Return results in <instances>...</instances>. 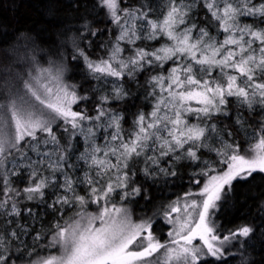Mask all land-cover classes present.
<instances>
[{
  "label": "snow or ice",
  "instance_id": "6c2138e0",
  "mask_svg": "<svg viewBox=\"0 0 264 264\" xmlns=\"http://www.w3.org/2000/svg\"><path fill=\"white\" fill-rule=\"evenodd\" d=\"M79 6V0H76V7ZM197 6L205 9L216 22L224 34L222 39L212 36L207 25L199 26L194 14ZM90 7L97 16L103 14L107 18L96 23L115 25L119 29L116 43L111 45L106 59L89 60L84 50L77 46L79 56L87 62L94 79L111 77L122 81L127 78L138 83V76L145 71L164 70L168 61H172L173 66L150 75L147 81L153 88L150 95H156L155 90L159 88V98L150 113L136 116L134 129L128 136L121 127L125 118L103 106L110 99L124 100L131 96L123 84L114 87L112 96H101L96 115L90 116L73 110V105L88 97L78 95L75 86L60 85L64 71L62 65L54 76L55 87L51 79L44 82L50 75L49 69L28 73L27 78L9 73V78L0 84L4 91L2 99L6 101L0 104V112L5 117L0 123V156L11 155L9 150L18 153L21 161L18 168L30 169V183L21 192L11 186L8 175L0 176L3 184L0 195L4 197L0 199V214L9 218L6 220L9 226L14 225L16 222L10 218L20 217L22 211L18 207V198L44 203L45 190L50 187L62 190L54 193L55 200L47 204L53 211L58 210L57 205L78 203L83 206L86 200L77 194V186L84 184L91 202L100 204L104 201L105 206L98 215L88 218L86 226L80 221L68 226L54 225L56 231L52 245H60L63 254L50 255L40 264H151L149 258L161 249L166 251L165 264L170 261L212 264V259L208 258L223 260V264H227L225 245L239 241L244 246L256 229L244 225L228 230V234L221 237L218 234L220 226L213 217L235 199L238 185L250 184L256 180L257 174L264 179V121L245 150L231 131L227 132L228 139H225L224 130L217 127L213 118L230 115L228 105L233 97L241 107L251 110L259 106L264 111V27L241 22L242 17H250L264 24V0L259 3L254 0H199V5L197 0H169L167 11L155 20L150 17V5L146 9L144 6L129 8L124 5V0H92ZM81 23L82 27L75 30L82 33L81 39L100 34L99 28L94 30L89 16L86 15ZM163 37L170 43L153 51L137 47L127 58L122 55L125 49L120 47L121 42L135 45L136 40ZM73 44L76 45L75 40ZM76 58L72 57L73 60ZM213 69H219L218 76H214ZM192 114L196 123L187 119ZM56 118L63 121V131L69 134L67 147L61 145L53 128ZM85 121L101 122L94 127H104L103 122L107 121L106 127L112 131L110 141L103 147L88 142L86 138L88 146L77 158L87 168L81 179L74 175L77 166L70 162L71 137L78 130L83 132ZM242 122L241 114L236 123L240 125ZM38 133L45 135L39 136ZM88 133L94 135L92 127ZM41 145L45 146L43 150ZM49 145L53 147H47ZM22 149L35 153L37 159H32L28 151ZM202 149L215 153L223 167L217 170L204 162L199 174L206 182L198 193L185 194V198L199 196L202 199L186 202L183 209L174 202L166 213L167 222L174 224L173 231L168 233L174 237L169 242L171 246L162 244L153 235L150 221L132 223L124 208L115 204L107 206L118 190L121 200L141 195L140 186L130 187L136 175L134 165L141 158L145 163L142 171L147 179L176 177L175 169L182 161L196 163L199 167ZM45 171L51 178L45 175ZM19 174L18 170L11 172L13 176ZM61 178L62 182L57 185ZM181 211L183 216L173 218L172 213ZM260 211L264 212V205ZM26 212L28 216L33 215L31 208ZM96 220L101 222L99 227L94 226ZM19 235V230L10 233L11 238L18 239ZM7 236L5 230L0 240ZM36 239H40L39 234ZM197 240L200 243L194 244ZM10 259L0 252V264H9Z\"/></svg>",
  "mask_w": 264,
  "mask_h": 264
},
{
  "label": "trees",
  "instance_id": "16d2710c",
  "mask_svg": "<svg viewBox=\"0 0 264 264\" xmlns=\"http://www.w3.org/2000/svg\"><path fill=\"white\" fill-rule=\"evenodd\" d=\"M166 1L169 3V0ZM91 2L92 0H79L80 6L77 8L76 0H0V84L9 78V73L22 74L23 78H27L28 73L46 68L52 71L62 65L64 68L62 79L65 85L75 86L78 95L88 97L87 100H81L73 105V110L85 112L90 116L96 115L101 96H112L114 87L123 84L131 96L124 100L110 99L109 103L103 106L110 107L125 118L121 122V127L124 135L128 136L134 129L136 116L139 113H150L159 98V88L155 90L156 95H150L153 91L152 86L147 82L150 75L166 71L173 66V62L168 61L164 70L157 68L153 72H143L138 76V83L129 81L127 78L122 81H116L111 77L94 79L86 66L87 62L79 56L77 46L84 50L89 60L106 59L111 45L116 43L115 37L119 29L115 25L96 23V21H105L107 18L103 14L97 16L90 7ZM254 2L259 3V0H254ZM86 4L89 7H85ZM124 5L129 8L144 6L145 9L150 5L152 9L150 17L154 20L161 18L162 14L167 11V9L163 12L159 11L164 7L163 0H124ZM197 5H199V0H197ZM194 14L200 27L207 25L212 36L217 39L223 38L224 34L219 31L216 22L205 9L197 6ZM86 15L93 20L94 30L96 28L101 30L97 37L81 39L82 33L75 31L82 27L81 21ZM241 22L264 27V24L250 17H242ZM73 40L76 41V45L73 44ZM167 43L170 42L163 37L158 40H136L135 45L121 42L120 47L125 49L122 55L127 58L137 47L153 51ZM73 56L77 58L73 60ZM212 71L214 76L219 75V69ZM20 87L23 88L22 83ZM3 95L4 91L0 89V99ZM230 101L228 105L230 115L227 117L217 115L213 118V122L219 129L224 130L225 139H228L227 132L231 131L235 140L246 150L253 142V135L261 121H264V111H261L259 106H254L251 110L241 107L234 97L230 98ZM2 103L6 101L2 99ZM0 113L4 117L3 113ZM241 114L243 122L238 125L236 118ZM187 119L190 123L197 122L194 114L189 115ZM100 123L87 122L82 133L78 130L77 134L71 137L73 150L70 162L77 166L74 175L78 178L82 179L83 165L77 158L88 146L86 138L88 142L99 143L105 134V126L94 127ZM64 127L63 121L59 118L53 122V128L61 145L67 147L70 137L63 131ZM90 127L93 128L94 135L88 133ZM38 135L44 136L45 134L38 133ZM22 150L28 151L29 156L32 157L33 152L28 149ZM9 151L11 155L5 153L0 156V176L8 175L11 186L22 192L23 188L30 183L28 176L30 169L18 168L21 163L19 154L14 150ZM201 152L199 167L196 163L182 161L175 169L176 177L160 176L155 180L144 176L142 170L145 163L141 158L140 162L134 165L133 170L136 175L132 178L134 183L130 185V187L140 186L141 195L121 200L118 190L117 193H113L108 205L115 204L124 207L129 211L132 219L150 221L153 225V235L160 242H165L169 230L166 213L170 211L172 204L178 203L186 193H197L203 186L205 177L199 173L204 167V162L213 165L217 170L223 167L219 163L220 158L215 153H209L203 149ZM10 163L13 164V169L20 172L19 175H11L14 170L9 166ZM45 175L50 178V173L47 171ZM197 180L201 183L197 184ZM2 188L3 184L0 182V189ZM77 194L85 197V205L80 206L78 203L57 205V211L47 207V204L55 200L51 187L45 190L44 203L18 198L20 199L18 207L22 210L21 216L10 218L16 222L12 226L6 223L9 218L0 214V236H4L5 230L8 234L7 238L0 240V250L5 256L11 257L9 264L38 263L50 254L56 253V247L52 245L53 234L56 231L54 225L66 226L80 217L94 216L98 209L105 205L104 201L100 204L91 202L92 198L88 194L87 185H78ZM0 199L4 197L0 195ZM262 205H264V179L257 174L256 180L250 184L238 185L235 199L229 201L223 211L215 213L213 219L220 226L218 234L221 237L227 235L228 230L244 225H250L256 229L252 238L244 246H241L239 241H233V246L227 249L228 255L224 257L227 264H264V212L260 211ZM28 208L33 210L32 216L27 215L26 209ZM17 226H20L19 229ZM13 230L20 231L18 239L11 238L10 233ZM37 234L40 236L39 240L36 239ZM212 264H223V260L212 259Z\"/></svg>",
  "mask_w": 264,
  "mask_h": 264
},
{
  "label": "rangeland",
  "instance_id": "374dc122",
  "mask_svg": "<svg viewBox=\"0 0 264 264\" xmlns=\"http://www.w3.org/2000/svg\"><path fill=\"white\" fill-rule=\"evenodd\" d=\"M164 1V7H163V9L162 10H159L160 12H163V11H165L166 9H167V1L166 0H163ZM165 2H167L166 4H165ZM140 23V22H139ZM47 69V68H46ZM56 71H57V69H54V70H52V71H50V75H48L47 76V78L45 79V81L44 82H47V80L48 79H51L52 80V83H53V87H55L56 86V81L54 80V76H55V74H56ZM36 72H38V71H35L34 73H36ZM59 83H60V85L61 86H64L65 85V82H64V79H62V75H61V77H60V81H59ZM2 103V99H0V104ZM192 104H193V106H196L195 105V103L194 102H192ZM73 107V106H72ZM2 118H4L2 115H1V113H0V123H2L3 121H4V119H2ZM56 119H58V118H56ZM55 119V120H56ZM55 120L53 121V122H55ZM93 122H95V121H93ZM96 122H98V121H96ZM86 123H87V121H85V122H83V128H85V126H86ZM103 124H104V130H105V134H104V136H103V138H102V140L99 142V143H97L96 141L95 142H93V143H95L96 145L98 144L99 146H101V147H103L106 143H108L109 141H110V133H111V129H107V127H106V125H107V121H104L103 122ZM47 147H49V148H51V147H53L52 145H49V146H47ZM45 148V146L44 145H41V149L43 150ZM149 155H152V153L151 152H149L148 153ZM32 159H37V157H36V155H35V153H33V155H32ZM82 162V165H83V167L81 168L82 170H83V172H82V178H83V175H84V172L87 170V168H86V166H85V164H84V162L83 161H81ZM113 162H115V159L113 158ZM9 166L13 169V164L12 163H10L9 164ZM13 170H15V169H13ZM51 178V177H50ZM62 182V178H61V180H58L57 181V185L59 184V183H61ZM206 182V181H205ZM203 187V186H202ZM201 187V188H202ZM201 188L197 191V193L201 190ZM62 190L61 189H59L58 187L57 188H52V194H53V196L55 197V194L54 193H58V192H61ZM56 198V197H55ZM192 199H197V200H200V199H202L201 197H199V196H193V197H187V198H183V199H181L177 204L183 209V205L186 203V202H188V203H190L191 202V200ZM105 205H103L102 207H100L99 209H98V211H97V213L94 215V216H96V215H98L99 214V212L102 210V208L104 207ZM117 207H121L120 205H116ZM108 207H111V205L109 206L108 205ZM122 208H124V207H122ZM125 209V208H124ZM126 210V216H127V218L132 222V223H141V222H144V221H142V220H135V219H132V217H131V214L129 213V211L127 210V209H125ZM172 216H173V218H176L177 216H183V211H181V213H172ZM89 217H92V216H90V215H87L86 217H80V218H78L77 220H75V221H72L70 224H68V225H74L75 224V222L76 221H80V223H81V225L82 226H86L87 225V223H88V218ZM121 218H123V216L121 217ZM68 225H66V226H68ZM101 225V222L99 221V220H96L95 222H94V226L95 227H99ZM168 225H169V230H168V233L170 232V231H173V229H174V224H172V223H168ZM147 233H144V235H146ZM26 238V235H25V237H24V239ZM174 237H170L168 234H167V238H166V241L165 242H161L162 244H165L166 246H171L170 245V240L171 239H173ZM200 242L197 240V241H194V244H199ZM233 241L232 242H229L228 244H226L225 245V248L226 249H230L232 246H233ZM55 247H56V253L54 252L53 254H50V255H57V256H59V255H62L63 254V248L60 246V245H55ZM0 252H1V250H0ZM166 259H167V257H166V251H165V249H161L159 252H157V253H154L153 254V256L152 257H150L149 258V260L151 261V264H157V262H158V264H165V261H166ZM210 259H213V258H210ZM33 264H40V262H38V263H33ZM169 264H182V262H178V261H170L169 262Z\"/></svg>",
  "mask_w": 264,
  "mask_h": 264
},
{
  "label": "bare ground",
  "instance_id": "6f19581e",
  "mask_svg": "<svg viewBox=\"0 0 264 264\" xmlns=\"http://www.w3.org/2000/svg\"><path fill=\"white\" fill-rule=\"evenodd\" d=\"M149 42V41H148Z\"/></svg>",
  "mask_w": 264,
  "mask_h": 264
}]
</instances>
